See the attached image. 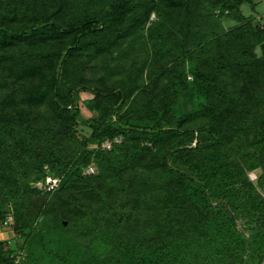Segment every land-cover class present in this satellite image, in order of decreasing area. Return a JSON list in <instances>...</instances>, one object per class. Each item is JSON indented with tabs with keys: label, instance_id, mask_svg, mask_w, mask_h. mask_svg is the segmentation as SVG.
<instances>
[{
	"label": "trees",
	"instance_id": "16d2710c",
	"mask_svg": "<svg viewBox=\"0 0 264 264\" xmlns=\"http://www.w3.org/2000/svg\"><path fill=\"white\" fill-rule=\"evenodd\" d=\"M243 5L0 0V264H264V16Z\"/></svg>",
	"mask_w": 264,
	"mask_h": 264
},
{
	"label": "rangeland",
	"instance_id": "374dc122",
	"mask_svg": "<svg viewBox=\"0 0 264 264\" xmlns=\"http://www.w3.org/2000/svg\"><path fill=\"white\" fill-rule=\"evenodd\" d=\"M257 3L255 10L252 11L249 6L243 5L241 10L242 13L246 16L252 15L256 18H261L264 16V0H255ZM234 22H225V26H231L233 25ZM92 96L89 92H81L80 93V109H81V115L83 119L90 118L94 116L93 113H91L83 104H86L87 100L91 99ZM260 173L259 170H256L252 173L249 174V178L251 181H255L258 174ZM8 229V228H7ZM3 230L0 231V240H6V241H11L12 240V233L8 230ZM19 259H22V257H19Z\"/></svg>",
	"mask_w": 264,
	"mask_h": 264
},
{
	"label": "built area",
	"instance_id": "2783aa9c",
	"mask_svg": "<svg viewBox=\"0 0 264 264\" xmlns=\"http://www.w3.org/2000/svg\"><path fill=\"white\" fill-rule=\"evenodd\" d=\"M114 142L118 143V142H120V139H115ZM111 146H112V144L110 141H105L102 144V148H105L108 150L111 148ZM93 173H94V167L93 166H90L84 172V174H93ZM58 184H59V180L57 178L46 177L44 182H38V183H36L35 186L41 190L53 191L58 187ZM10 221H11V217H8L6 223H9Z\"/></svg>",
	"mask_w": 264,
	"mask_h": 264
}]
</instances>
